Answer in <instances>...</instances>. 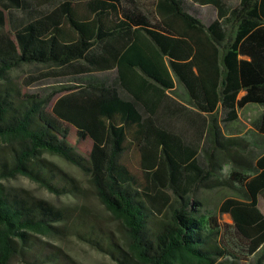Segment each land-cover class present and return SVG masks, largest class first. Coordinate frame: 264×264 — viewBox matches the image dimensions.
<instances>
[{
	"label": "trees",
	"instance_id": "16d2710c",
	"mask_svg": "<svg viewBox=\"0 0 264 264\" xmlns=\"http://www.w3.org/2000/svg\"><path fill=\"white\" fill-rule=\"evenodd\" d=\"M35 1L38 9L0 0V264L67 258L36 239L61 234L63 212L3 183L22 176L66 192L42 153L86 174L120 224L124 249L77 234L112 264H232V252L264 264V148L224 135L247 106L264 107V0H157L155 22L135 0ZM196 5L214 7L217 19L204 25ZM25 65L56 68L63 81L45 96L1 83ZM185 114L191 139L170 123ZM251 130L263 143L264 113ZM84 141L86 157L75 150ZM211 192H224L216 213L231 225L217 224Z\"/></svg>",
	"mask_w": 264,
	"mask_h": 264
},
{
	"label": "rangeland",
	"instance_id": "374dc122",
	"mask_svg": "<svg viewBox=\"0 0 264 264\" xmlns=\"http://www.w3.org/2000/svg\"><path fill=\"white\" fill-rule=\"evenodd\" d=\"M62 1V0H55ZM82 2L83 0H70ZM140 11H142L151 21H156L155 5L157 0H135ZM224 6L235 7L238 0H217ZM27 5L32 9H38V4L35 0H26ZM197 19L204 25L208 26L210 23L217 19L218 11L210 5L194 6ZM21 12L16 10H9L5 12L11 18L21 17ZM60 72L56 68L25 65L16 70L11 71L6 80L1 83H8L15 86L21 95H38L45 96L54 92L53 88H57V83L63 81L59 77ZM52 89V90H50ZM182 90L177 88L175 94L171 96L176 99L177 95H182ZM63 94H56L52 97L50 105L56 98ZM50 106H47V110ZM264 113V107L247 106L239 113V120L224 128V135L232 136L236 139H241L242 145H246L248 151H262L264 142L257 137L251 130V123L261 114ZM189 115L176 117L171 119L170 123L175 129L184 133L188 138H192L193 132L189 128L188 120ZM91 144L89 141H84L75 145V150L80 156L86 157L89 153ZM5 142L0 141V149L7 150ZM41 158L47 163L52 165L55 179L52 181L53 185L60 190L66 192L53 193L46 190L43 186L22 176H16L12 179L5 180L3 183L13 191H19L22 195L28 198L43 199L51 204L53 207L61 210L65 219L59 223L62 227V233L57 236L51 237H38L40 246H43L44 252H60L67 258L60 259L56 263L51 264H64V261L71 262V264H112L111 257L105 252L100 251L98 248L81 240L77 234L86 235V233H93L98 238H102L103 242L118 245L119 248L124 249L123 234L120 224L115 221L112 216L107 212L104 207L97 200L93 187L90 183L89 177L79 171L71 164L65 162L62 158L42 153ZM133 164L134 160L131 159ZM228 165L223 167L222 177L229 172ZM224 192H211L207 194V207L215 210V219L219 225H231V221L227 215L217 214V208L222 202ZM258 209L264 215V191L258 196ZM226 232L230 230L225 229ZM229 237V236H228ZM226 240H220L219 245L223 248ZM230 242V237H229ZM104 244V243H103ZM232 254L237 260L232 264H253L254 259L246 258L241 253ZM227 256L217 260L216 264H230L227 262ZM9 264H35L33 261L28 260L24 262L22 258H16ZM38 264V263H36Z\"/></svg>",
	"mask_w": 264,
	"mask_h": 264
},
{
	"label": "crops",
	"instance_id": "0c3cea01",
	"mask_svg": "<svg viewBox=\"0 0 264 264\" xmlns=\"http://www.w3.org/2000/svg\"><path fill=\"white\" fill-rule=\"evenodd\" d=\"M189 128L191 129V130H195V128L196 127H194V125H193V123H192V120L190 121V123H189Z\"/></svg>",
	"mask_w": 264,
	"mask_h": 264
}]
</instances>
